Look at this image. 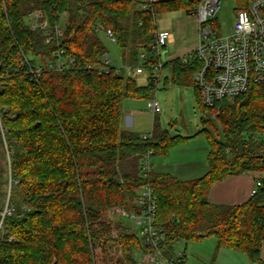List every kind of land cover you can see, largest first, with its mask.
I'll return each mask as SVG.
<instances>
[{
	"label": "trees",
	"instance_id": "obj_1",
	"mask_svg": "<svg viewBox=\"0 0 264 264\" xmlns=\"http://www.w3.org/2000/svg\"><path fill=\"white\" fill-rule=\"evenodd\" d=\"M247 3L241 0L240 7ZM194 5V0H173L143 10L135 0H0V118L7 128L3 135L0 126V221L8 197L13 208L0 230V264H139L152 246L119 210L135 208L147 184L157 196L166 256H175L182 240L215 237L216 253L228 247L252 263L262 262L264 188L241 205L213 204L208 196L214 184L230 176L264 171V144L254 139L264 123V86L208 107L193 81L199 63L177 57L165 64L172 83L194 85L198 104L210 108L223 127L224 141L206 128L196 133L210 144V170L199 179L180 180L153 166L144 177L141 169L149 150L167 155L192 137L160 130L157 117L151 138L121 129L124 99L156 93L151 64L160 59L152 50L158 15ZM38 10L45 15L42 22L61 24L63 34L47 42L42 27L32 29L27 16ZM98 22L116 35L124 65L139 64L147 52L145 85L125 69L109 74L87 69L101 66L110 52L95 29ZM58 49L81 67L50 70L48 61ZM23 55L43 68L38 82L26 74Z\"/></svg>",
	"mask_w": 264,
	"mask_h": 264
},
{
	"label": "built area",
	"instance_id": "obj_2",
	"mask_svg": "<svg viewBox=\"0 0 264 264\" xmlns=\"http://www.w3.org/2000/svg\"><path fill=\"white\" fill-rule=\"evenodd\" d=\"M138 7L148 10L155 3L173 0H135ZM195 5L187 13L196 17L201 30L199 41L194 48L181 55L184 63L198 62L199 67L193 74V81L202 91V101L205 106H214L225 98H232L248 93L253 86H264V0H248L245 8L239 7L237 21L234 30L230 35L223 36L217 32L210 24V17L214 16L220 7V0H194ZM45 15L38 10L27 16V21L32 29L43 28L46 41L53 39L55 33L62 35L61 24L55 26L42 22ZM95 29L100 34H105L109 43L117 44V37L110 28H106L98 22ZM171 32L169 30H157L155 43L152 50L160 57L159 61L151 64V69L156 81V89L162 80V71L167 58V40ZM166 51V60L162 54ZM55 59L48 61V68L54 71L75 70L81 67L76 57L66 56L62 49L55 52ZM147 52L140 54V63L137 65H124L117 63L110 52H105L102 56V65L95 67L87 65V69H98L100 73L109 74L112 70L120 72L125 69L128 74L147 73V63H149ZM22 65L26 68V74L34 81H39L43 68L39 65H31L28 57L23 55ZM2 77V65L0 63V81ZM148 108L153 115L161 112V106L155 97L148 100ZM0 126L4 135L7 128L1 122ZM152 133L144 134V138H151ZM257 142L264 144V123L262 128L254 135ZM264 161V150L261 151ZM153 151L149 150L141 159V169L144 177H149L152 170ZM255 174V184L252 195L259 189L264 188V171H250ZM133 209L121 208L119 213L126 219L133 222L136 230L139 229L141 235L146 237L152 249L142 255L141 262L146 264H186L187 254L185 250L177 251L173 257L166 256L162 249V243L166 239L164 228L157 224V196L150 184L139 190L134 200ZM13 208L9 203V197L2 211L0 230H3V220L6 215H11ZM264 249V245H263ZM264 264V257L262 259Z\"/></svg>",
	"mask_w": 264,
	"mask_h": 264
},
{
	"label": "rangeland",
	"instance_id": "obj_3",
	"mask_svg": "<svg viewBox=\"0 0 264 264\" xmlns=\"http://www.w3.org/2000/svg\"><path fill=\"white\" fill-rule=\"evenodd\" d=\"M240 1L241 0H220L219 9L214 16L210 17V24L215 29V32L223 36L230 35L233 32L237 21ZM62 21H64V19H62ZM157 23L159 30H169L171 32L166 46L168 51L167 58L169 61L185 54L189 49L194 48L199 41L201 27L196 17L187 13L186 10L161 13L157 17ZM101 38L108 46L114 60L118 64L121 63L118 59L119 51L116 45L110 44L105 34L101 33ZM162 75V80L154 96L161 106V112L156 115L150 112L148 108L149 99L125 98L122 109L121 129L126 130L129 128L138 133L150 134L153 131L154 120L157 117L160 130H167L171 136L182 135L192 137L187 142H182L178 145V148L176 147V153L174 154V156L176 155L175 159L191 153H196L198 155V153L204 150L207 155V148L210 144L207 143L206 136H198L196 133L200 129L206 128L211 131L216 139L224 141L225 137L222 125L210 108H205L198 104L194 85L181 86L173 84L171 70L167 66L164 67ZM147 77L148 73L138 75V83L140 85H145L147 83ZM166 78L168 79L167 84ZM132 110H136L134 125L133 127H128L127 118L125 116L127 112ZM183 148H189L191 151H183ZM202 155H204V153H202L201 156ZM166 157L168 156L152 155V166L156 159ZM2 164L4 163L0 158V165ZM23 208L25 207L23 206ZM112 217L114 221H119L122 218L118 214H112ZM125 220L130 223L132 227L134 226L132 221L126 218ZM137 230L139 231V229ZM210 239L214 241V238ZM192 243L197 242L193 241ZM207 245L208 242H204L201 250H197L201 258L204 256L203 253L209 250Z\"/></svg>",
	"mask_w": 264,
	"mask_h": 264
},
{
	"label": "crops",
	"instance_id": "obj_4",
	"mask_svg": "<svg viewBox=\"0 0 264 264\" xmlns=\"http://www.w3.org/2000/svg\"><path fill=\"white\" fill-rule=\"evenodd\" d=\"M135 113L136 110L127 112L125 117L127 118L128 127H133ZM126 130L130 129L128 128ZM176 147L178 148V146H175L170 150L166 155L168 157L156 159L155 163H153L154 171L171 174L180 180L199 179L209 172L208 154L210 152V145L207 148V155L204 150L198 153V155L196 153H191L175 159L176 155L174 156V154L176 153ZM183 151H191V149L183 148ZM202 153H204V155L201 156ZM255 178V174L252 172H243L238 175L230 176L212 186L208 199L211 203L218 205L244 204L252 197ZM210 238H214V241ZM196 242L197 243H192L182 240L177 245V251L185 249L187 252L186 264H262V262L252 263L244 252L228 247H222L216 253L217 240L215 237H207V239ZM204 242H208L207 247L209 250H206V253L202 252L204 256L201 258L197 250H201ZM142 255H140L139 258V264H145L140 260ZM263 257L264 249L261 253V259H263Z\"/></svg>",
	"mask_w": 264,
	"mask_h": 264
},
{
	"label": "water",
	"instance_id": "obj_5",
	"mask_svg": "<svg viewBox=\"0 0 264 264\" xmlns=\"http://www.w3.org/2000/svg\"><path fill=\"white\" fill-rule=\"evenodd\" d=\"M166 53H167V52L164 51L163 54H162V58H163V60H166Z\"/></svg>",
	"mask_w": 264,
	"mask_h": 264
}]
</instances>
